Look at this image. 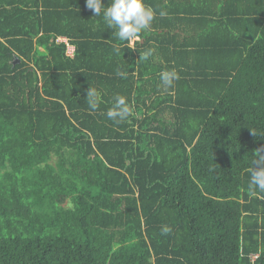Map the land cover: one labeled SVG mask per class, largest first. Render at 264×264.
Listing matches in <instances>:
<instances>
[{
    "label": "trees",
    "instance_id": "obj_1",
    "mask_svg": "<svg viewBox=\"0 0 264 264\" xmlns=\"http://www.w3.org/2000/svg\"><path fill=\"white\" fill-rule=\"evenodd\" d=\"M161 1L133 49L86 0H0V264H264V0Z\"/></svg>",
    "mask_w": 264,
    "mask_h": 264
},
{
    "label": "clouds",
    "instance_id": "obj_2",
    "mask_svg": "<svg viewBox=\"0 0 264 264\" xmlns=\"http://www.w3.org/2000/svg\"><path fill=\"white\" fill-rule=\"evenodd\" d=\"M87 8L93 16H100L103 8V18L108 27L115 29L116 37L127 41L129 48H135L133 42L138 39L142 31L148 30L155 19L156 12L146 0H111L110 6L104 8L102 0H86ZM161 17L167 15L166 11L159 12ZM119 51V49H116ZM117 75L125 77V73L117 71ZM175 70H165L160 74V80L165 88H171L179 79ZM86 102L89 109L97 110L100 104V93L91 86L87 90ZM108 119L117 123L125 121L132 115V108L124 96L117 95L113 98L112 107L106 113ZM253 134L257 133L253 130ZM250 186L264 191V149H258V157L253 161V171L250 177ZM171 229L167 226L161 229L162 235H167Z\"/></svg>",
    "mask_w": 264,
    "mask_h": 264
},
{
    "label": "crops",
    "instance_id": "obj_3",
    "mask_svg": "<svg viewBox=\"0 0 264 264\" xmlns=\"http://www.w3.org/2000/svg\"><path fill=\"white\" fill-rule=\"evenodd\" d=\"M244 5H245L244 0H164V1H161V3L158 2V4H156V6H158V7L160 6V7H162L161 9H164L166 11H167V7L172 8V15H166V16H171V18H174V15H173V7L174 6H244ZM247 5L248 6H264V4H261L258 1H254L253 3L250 2ZM164 7H166V8H164ZM180 14L185 15V13H180ZM176 16H178V15H176ZM187 16H190V15H187ZM163 18H164V16H163ZM192 25H193V22H192ZM198 31H200V30H198ZM59 38L62 39L60 41L65 42L64 39H66L67 42L69 43L68 38H66V37H59ZM69 44L74 47L73 53H75L76 46H74L72 43H69ZM67 48H68V46H67ZM253 258H255V257H253Z\"/></svg>",
    "mask_w": 264,
    "mask_h": 264
},
{
    "label": "built area",
    "instance_id": "obj_4",
    "mask_svg": "<svg viewBox=\"0 0 264 264\" xmlns=\"http://www.w3.org/2000/svg\"><path fill=\"white\" fill-rule=\"evenodd\" d=\"M59 41L60 40H62V39H58ZM65 40V42L67 43V46H68V48H67V53L69 54V55H72L73 56V51H74V47L72 46V45H70L68 42H67V40L66 39H64ZM254 257H257V255H254Z\"/></svg>",
    "mask_w": 264,
    "mask_h": 264
},
{
    "label": "water",
    "instance_id": "obj_5",
    "mask_svg": "<svg viewBox=\"0 0 264 264\" xmlns=\"http://www.w3.org/2000/svg\"><path fill=\"white\" fill-rule=\"evenodd\" d=\"M18 61H19V59H18Z\"/></svg>",
    "mask_w": 264,
    "mask_h": 264
}]
</instances>
